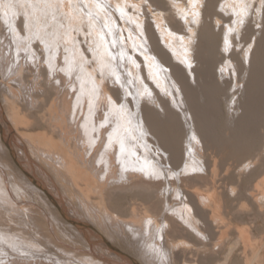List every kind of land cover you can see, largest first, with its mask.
<instances>
[{
  "label": "bare ground",
  "instance_id": "6f19581e",
  "mask_svg": "<svg viewBox=\"0 0 264 264\" xmlns=\"http://www.w3.org/2000/svg\"><path fill=\"white\" fill-rule=\"evenodd\" d=\"M0 19L10 36H0V140L13 159L0 157V264H187L188 255L203 251L214 253L216 264L235 259L264 264V146H252L261 129L250 121L264 117V95L258 92L264 84L250 78L253 70L264 69V0H0ZM212 54L221 62L212 63ZM210 77L234 91L204 86L212 93H201L199 85L214 83ZM214 90L223 93L229 113L224 116H230L224 143L239 155L221 158L212 144L218 138L212 122L217 117L210 120ZM205 97L212 107L205 110V102L198 109ZM244 99L249 105L263 102L260 110L259 104L250 105L253 117L248 118ZM18 104L41 107L56 126L57 144L38 133L29 135L30 148L39 158L61 160L62 173L73 184L70 197L32 160L27 133H18L23 122ZM164 116L181 135L168 134L167 148L158 140ZM233 172L239 180L229 184ZM245 177L253 184L244 188ZM190 179L212 187L211 196L200 186L191 188ZM137 182L159 198L157 208L135 202L120 209L110 203L114 190H136ZM74 200L100 228L110 222L113 235L135 256L122 254L101 235ZM251 213L263 218L262 225ZM60 233L85 251L82 258L71 255L75 246L66 255L72 244ZM188 237L198 246L178 247Z\"/></svg>",
  "mask_w": 264,
  "mask_h": 264
},
{
  "label": "rangeland",
  "instance_id": "374dc122",
  "mask_svg": "<svg viewBox=\"0 0 264 264\" xmlns=\"http://www.w3.org/2000/svg\"><path fill=\"white\" fill-rule=\"evenodd\" d=\"M0 24H1V27H0V36H3V37H5V36H7L8 38H10V36H9V31H8V28L7 27H4L5 25L1 22V19H0ZM256 26H258V25H256ZM7 28V30L6 29H4V28ZM239 40V39H238ZM264 40V39H263ZM1 41H3V40H1ZM12 43H13V41H12ZM262 48H263V51H264V41H263V43H262ZM212 56H216V54L214 55V54H212L210 57H212ZM263 57H264V54H263ZM217 58V59H216ZM216 58H214V57H212L211 58V62L213 63V62H215V63H219V61L221 62V60H219V58H218V56H216ZM216 59V61H213V60H215ZM219 60V61H218ZM202 65V62L200 63V66ZM219 66V65H218ZM215 67H217V65H215ZM0 69H2V68H0ZM219 69L220 68H218V71H219ZM216 70V69H215ZM252 71V70H251ZM254 71V70H253ZM253 71H252V73L250 74L251 76H250V78L252 79V78H254L255 80H256V78L259 80V81H261V83L263 82V84H264V81H263V79L264 78H262L263 77V75H261L262 73H264V72H262V71H264V69L261 71V73H259V75H261V77H259V75H257V74H255V72H254V74H253ZM0 74H1V70H0ZM253 74V75H252ZM254 75H255V77H254ZM212 78V81L214 82V80H216V78L214 79V77H210V79ZM260 78V79H259ZM0 79H1V77H0ZM214 79V80H213ZM253 79V80H254ZM2 80V79H1ZM10 80H11V78H7V79H5V82H6V84L7 85H9V84H11V82H10ZM211 81V80H210ZM207 82V83H211V82ZM257 81V80H256ZM203 82V81H202ZM247 82V80L245 81V83ZM259 83V82H258ZM211 85V86H210ZM206 87V89H208V88H211V89H214V86H215V90L217 89V87L218 88H220L219 87V85L216 83V82H214V83H212V84H209V86L208 85H199V91H200V89L202 90L203 88H205ZM208 86V87H207ZM227 85H225V90L227 89V87H226ZM229 86V85H228ZM259 87H261L262 89L264 88V86L261 84V86H260V84L258 85ZM201 87V88H200ZM241 87H243V85H241ZM224 88L222 89V88H220V90L223 92V93H226V91L224 90ZM258 88V87H257ZM13 90H16L17 88H12ZM211 89H209V90H211ZM229 89V88H228ZM227 89V91L229 92L230 91V89L228 90ZM207 91V90H202L201 91V93H206V94H208L207 92H210V93H212L211 91ZM214 90V91H215ZM218 91H220L219 89H217ZM225 92H224V91ZM204 91V92H203ZM207 91V92H206ZM213 91V90H212ZM220 91V92H221ZM234 90H233V88L231 89V91L230 92H233ZM216 93H214L213 92V99H211L212 100V105L214 104L213 102H215L216 104H215V106L217 107V109H216V107H214L215 109V112H214V116H212V118H210V120H212V119H215L216 117V120L214 121V120H212V122H215V124H213L212 122H211V124H213V128H215L214 129V131L216 130L217 132H218V138H220L219 140H218V138H216L215 140H218V141H215L214 140V142L216 143V144H214L213 143V141H212V144L214 145V147H216V149L217 150H219L218 152L220 153L221 152V158L225 155V157H228V156H232L233 154H237L238 152H236V151H240L239 149H236L235 151H233L234 150V148H232L231 147V145H230V147L232 148V150H231V148L230 147H227V145L229 146V144H226V143H224L225 142V139L228 137V135H227V132H231V131H229V128H228V124H225V122L226 121H229L230 120V116L229 117H227L228 115H229V113H228V110L226 109L227 108V105H225L226 104V102L224 101L225 99H224V95H223V93H221L220 94V92H219V94H218V92L217 91H215ZM239 93L241 92V94L239 95V96H241L242 95V91H238ZM258 92H260V94L261 95H264V89H263V91L261 90L260 91V89L258 90ZM263 92V93H262ZM4 93H6V92H4ZM238 93V94H239ZM217 95V96H215V95ZM237 94V95H238ZM221 95V96H220ZM208 97V96H207ZM217 97V98H216ZM42 98V101L44 102V100H45V96H44V98H43V96L41 97ZM51 98H54V96H51ZM50 98V96H49V98H48V101L51 99ZM214 98H216V99H214ZM1 99H2V102L4 101V99H3V95H1V92H0V101H1ZM47 99V98H46ZM219 99H220V101H219ZM245 99H247V98H245ZM244 99V100H245ZM203 100V99H202ZM202 100H199V102L197 101V106L199 105L198 103H200ZM205 100H207L206 99V97L204 98V102L202 101L201 103H200V107L198 108V109H201V106H203V104L205 105V104H207V103H205V102H208V107H207V105H205V107L203 106V108H205V110H206V108H207V110H208V108L211 106L212 107V105H209V104H211L209 101H211L210 99H208L209 101H205ZM214 100V101H213ZM224 101V103L222 102V101ZM243 100V99H242ZM47 101V100H46ZM52 101H53V99H51L50 101H49V105H51V103H52ZM260 101H261V99L259 100V101H257L256 103L254 102V104L257 106V104H259L260 105V107H259V105L257 106V107H259L258 109L260 110V108H261V105L263 104V102L260 104ZM243 102V101H242ZM242 102H241V105L243 106V104H242ZM245 102H246V100L244 101V106H247V108L246 109H248V111H249V113H248V116H246V117H248V118H250V117H253L252 116V113L250 112L251 111V106L250 105H252V104H248V103H246L245 104ZM259 102V103H258ZM202 104V105H201ZM252 105L253 107H255V108H257L255 105ZM4 105V104H3ZM193 105H195V102H194V104ZM248 105H249V108H248ZM19 107V108H18ZM24 106L23 105H20V104H18L17 106H16V111L17 112H19V117L20 118H22V120H23V122L20 124V128H21V130L22 131H20V132H18L19 131V129H17V132L21 135V136H24L23 134H22V132L23 133H27L24 137H26V138H24V140H25V142H26V145H27V149H28V151H29V153H30V155H31V157H33L32 158V160L34 159L38 164H40V165H42L48 172H49V174H51L52 175V178H54L55 180V183L58 185V187L60 188V189H62L63 191L62 192H64L67 196H69V192L70 191H68L69 189H72L73 188V184L71 183V181L70 180H68V179H66L65 177H67V175L66 176H64V171H63V173H62V170H63V166H62V164H61V160L60 159H58V161H52V160H50L48 157L47 158H45L44 159V157L42 158H39L37 155H35V153H33L32 152V150H31V148H30V146H31V141L29 140V135H35V134H38V133H42L43 134V136H44V138H46V140L47 139H49L50 137H52V142H51V144H53V145H55V144H57L58 143V135H59V132L57 131V128H56V126L54 125V123L53 122H49V120H48V118H46L44 115H43V110L41 109V107H38V106H34V107H31L30 109H26L27 107L25 106L24 108H23ZM195 107H196V105H195ZM221 109H220V108ZM242 108H244V107H242ZM22 109V110H21ZM24 109V110H23ZM25 109H26V111H25ZM250 109V110H249ZM19 110V111H18ZM28 110V111H27ZM202 110V109H201ZM201 111V113H204V112H206V111ZM217 110V111H216ZM219 110H221V111H219ZM253 110V109H252ZM225 111V112H224ZM230 111H232V109L230 110ZM247 111V112H248ZM255 111H256V109H255ZM3 112H4V114H5V116H6V118L8 117V115H7V112H6V110H4V108H3ZM24 112V113H23ZM28 112V113H27ZM219 112V113H218ZM220 112H221V114H220ZM23 113V114H22ZM207 113V112H206ZM232 113V112H231ZM256 113H257V111H256ZM21 114V115H20ZM25 114V116H23ZM28 115V116H27ZM162 115H165V114H162ZM161 115V116H162ZM213 115V114H212ZM224 115H227V116H224ZM253 115H254V110H253ZM160 116V117H161ZM203 116V115H202ZM207 116H208V114H207ZM209 116H210V114H209ZM216 116V117H215ZM233 116H235L236 118L238 117L236 114L235 115H233ZM258 116H260V115H258ZM258 116H254V117H256V118H258ZM165 117V118H164ZM163 118L165 119H160L159 121H160V126H158L157 127V129L158 130H160V137H159V142H160V144L161 143H164L163 144V146L164 147H166L167 148V145H168V139L170 138V136H172L171 134H173V135H178L177 136V139H178V137L179 136H181L180 134H179V132H180V129H178L180 126H178V128L176 127V129H178V131L179 132H177V130L176 131H174L175 129H173V128H175V127H173L172 126V124H170L171 123V121L169 120V122L167 121V119H169L168 117L166 118V116H164ZM211 117V116H210ZM250 118V121L252 122V120L254 121L252 124H255V125H253V126H256L255 127V129H261V134H262V132H263V134L262 135H264V121H263V119H264V117L262 116V117H259L258 119H259V121H257L255 118ZM162 118V117H161ZM227 118V119H226ZM247 118V119H248ZM263 118V119H262ZM25 119V120H24ZM27 119V120H26ZM225 119V120H224ZM238 119V118H237ZM255 119V120H254ZM31 120H32V122H31ZM161 120H163L164 122H162ZM224 120V121H223ZM260 120H261V122H260ZM263 121V122H262ZM8 122H10V120L8 119ZM27 122H31V124H29V125H27ZM161 122H162V124H161ZM259 122V123H258ZM227 123V122H226ZM5 124H6V122H5ZM10 124H11V122H10ZM42 124H43V126H42ZM168 124H169V127H171V129L174 131V132H172V130L168 127ZM225 124V126H226V128H225V126H223ZM259 124H261V128H257V126L259 127L260 125ZM33 125V128L31 127ZM155 125V124H154ZM162 125H164V127L162 126ZM167 125V126H166ZM171 125V126H170ZM29 126V127H28ZM156 126V125H155ZM215 126V127H214ZM252 126V125H251ZM252 126V127H253ZM30 127H31V129H30ZM167 129H166V128ZM251 127V128H252ZM223 128V129H222ZM226 129V131H225V129ZM14 129V128H13ZM30 129V130H29ZM253 129H254V127H253ZM255 129L253 130L254 132H255ZM15 130V129H14ZM251 131H252V129H250ZM16 131V130H15ZM161 131H163V132H161ZM253 131H252V135H257L256 133H253ZM260 131V130H259ZM47 132H49V133H47ZM226 132V133H225ZM70 133H72V132H70ZM178 133V134H177ZM260 133L258 134V135H260ZM170 136H169V135ZM215 134H217L216 132L215 133H213V135H215ZM225 134L227 135V137L225 136ZM71 135H73V133L71 134ZM163 135V136H162ZM256 136V138L258 139H260V141L259 140H257V142L258 143H256V139L254 138V136H252L253 137V140L251 139V141L253 142L254 141V139H255V145H254V142L252 143L253 145V147H255L256 148V145L257 144H259L260 142V144H261V147H263L264 145V138L263 137H261L262 135H260V137L259 136ZM176 136H174L175 138H176ZM216 136V137H217ZM222 136V137H221ZM214 137V136H213ZM225 139H224V138ZM166 138V139H165ZM168 138V139H167ZM215 138V137H214ZM213 138V139H214ZM224 140H223V139ZM161 139V140H160ZM164 139V140H163ZM227 139H229V137L227 138ZM167 140V141H166ZM163 141V142H162ZM229 141L230 140H228L227 141V143H229ZM231 142H233V141H231ZM231 142H230V144H231ZM4 146H2V145ZM222 144V145H221ZM259 144V145H260ZM217 145V146H216ZM258 145V146H259ZM58 146H59V148H60V150H62V151H66L67 152V150H66V148L63 146V145H61L60 143L58 144ZM219 146V147H218ZM222 146V147H221ZM257 146V147H258ZM227 147V148H226ZM260 147V146H259ZM258 147V148H259ZM260 147V148H261ZM12 148L14 149V151H15V148L13 147V145H12ZM258 148H256V149H258ZM4 149V150H3ZM223 149V150H222ZM226 149V150H225ZM254 149V148H253ZM222 150V151H221ZM232 151V152H235V153H232V152H230V151ZM5 151V152H4ZM57 151H59V150H57ZM62 151H59V152H61V153H63ZM227 151H229L231 154H229V152H227ZM6 152H7V154H6ZM11 152H10V150H9V147L6 145V144H4V143H2L1 142V140H0V157L1 158H3L4 160L5 159H9V160H11L12 159V156H11V154H10ZM15 153H16V156H18L19 155V153L17 152V151H15ZM228 154V155H227ZM239 154H241L240 152L238 153V155ZM227 155V156H226ZM39 159V160H38ZM46 159H48V160H46ZM67 159L69 160V158L67 157ZM262 160H261V162L263 163L264 162V160H263V156H262V158H261ZM13 160V159H12ZM32 163H33V161H32ZM53 163V164H52ZM54 163H55V165H54ZM58 169V170H57ZM5 170L6 171H9V169H6L5 168ZM34 171V172H33ZM32 172L33 173H35V172H37V171H35V168H32ZM38 173V172H37ZM36 174V173H35ZM37 175V174H36ZM233 177H232V176ZM68 178V177H67ZM233 178V179H232ZM250 177H245V178H242L240 181L242 182V185L244 186V188L247 186V185H251V184H253V183H250V181H251V179H249ZM65 179V180H64ZM239 180L238 179V177H237V175L233 172V173H231V174H229V176H228V180H227V182H229V184H234L236 181L235 180ZM195 180L196 179H190L187 183L188 184H190L189 186L191 187V188H200L199 190L201 191V192H203V193H206L207 195H210L211 196V194H212V192H213V188L211 187V193H210V190H209V186H207V185H205L202 181H201V183H200V181L198 180H196V182H195ZM234 180V181H233ZM61 181H64V182H61ZM191 181H193V182H191ZM230 181H231V183H230ZM18 182L22 185V186H24V184H22V181L19 179L18 180ZM234 182V183H233ZM238 182V181H237ZM62 183L64 184V186L62 185ZM140 184V182H137V186H135L136 188V190H134V188H131V189H133V191L130 189V190H125V189H121L120 191H119V189L120 188H118V189H116V190H114L113 192H114V195H112L113 194V192H112V194L109 196V200H110V203L111 204H114L115 206H117L118 205V207L120 208V209H125V208H129V206H131L133 203H135V202H137L138 204L137 205H139L140 203H145V204H148V206H150V207H156L157 208V205L158 204H160V200H159V198H155L154 196H156L153 192H151V191H149L147 188H145V189H147V191H149L148 193H145V189L144 190H142V188H144V187H141V186H138L139 184ZM179 183H181V181L179 180ZM198 183V184H197ZM203 183V184H202ZM182 184V183H181ZM201 184V185H200ZM161 185H163L164 186V184H161ZM158 186V187H162L163 188V186ZM196 185V186H195ZM13 186V187H12ZM12 186H10L11 187V190H12V192H13V194H15V195H17V193L15 192L16 191V187H15V185H13L12 184ZM200 186V187H199ZM25 187V186H24ZM203 187V188H202ZM206 187H208V188H206ZM138 188V189H137ZM67 189V190H66ZM203 189V190H202ZM139 190H140V192H139ZM205 190V191H204ZM208 192H207V191ZM143 191V192H142ZM146 191V192H147ZM117 192V193H116ZM123 192H124V194H123ZM134 192V193H133ZM139 192V193H138ZM135 194H139L138 196L136 195V197H135ZM151 196H149V195ZM153 196H152V195ZM116 195V196H115ZM115 196V197H114ZM128 196V197H127ZM135 198H133V197ZM70 197V196H69ZM140 197V198H139ZM150 197V198H149ZM153 197L155 198V199H153ZM157 197V196H156ZM142 198V199H141ZM126 199V200H125ZM128 199V200H127ZM133 199V200H132ZM153 199V200H152ZM131 200V201H130ZM159 200V201H158ZM78 201V204H80V205H78L77 204V202H76V200H74L73 202L77 205V206H79L78 208L80 209V212L81 213H84L83 215H88L89 213H87L86 212V209L83 207V205L81 204V203H79L80 201L79 200H77ZM125 201V202H124ZM148 201V202H147ZM152 201H154V202H152ZM43 202L44 203H46L44 200H41L40 201V204H43ZM122 202V203H121ZM151 202V203H150ZM157 202H159V203H157ZM232 202H234L231 198L229 199V203L230 204H232ZM154 203V204H153ZM154 206H153V205ZM141 205V204H140ZM233 205V204H232ZM122 208H121V207ZM164 212V214H166L167 215V213H169L170 211H168L167 210V208L163 211ZM95 213V212H94ZM251 214H253L254 215V213H251ZM245 215H247V214H245ZM253 215H250L249 214V216L251 217V216H253ZM27 216H31L30 214H27ZM33 216V215H32ZM249 216H248V218H249ZM255 217H256V214L254 215ZM253 216V217H254ZM24 217V216H23ZM34 217H37V214L34 216ZM87 219H89L90 221H92V219L90 218V216L88 215V217L87 216H85ZM261 216H259V217H256V218H258L257 219V221L262 225V223H263V218H260ZM20 218H22V217H20ZM41 219V218H40ZM96 218L92 221L93 222V224L94 225H96ZM95 221V222H94ZM107 225V224H106ZM109 225V226H108ZM108 225L105 227V228H100L99 226H97V228H99V230L98 231H100V234L101 235H104L114 246H117V247H119L120 249H122L121 251H124V252H121L122 254L123 253H126V254H128V255H130V256H132V257H134L135 256V253H134V250H133V248L131 247V246H129V245H126V243L122 240V239H120L118 236H114L113 235V227L112 226H110V222H108ZM104 226H105V224H104ZM108 227H110L109 229H108ZM105 229V230H104ZM107 230L109 231V232H107ZM103 232V233H102ZM47 233H49V231H47ZM60 234H62L63 235V233H60ZM110 235V236H109ZM65 237V238H64ZM109 237H112V238H109ZM63 239H61L62 241H64V242H67V241H69V243H70V247H71V244H72V247H71V251L70 252H66V255H67V253L68 254H71L72 252H74L75 250H76V248H77V246H75L76 245V243L74 244V242H72V241H70V239L67 237V236H64L63 235V237H62ZM66 238H68L66 241H65V239ZM118 239V241L117 240H115V239ZM189 239L188 240H186V239H182L183 240V242H181V244H180V242H179V244H178V247H189L188 249H190V245H191V243L190 242H192L194 245L193 246H198V245H196V240H194V239H191L190 240V237H188ZM181 239H179V241H182ZM184 241H187L186 243H184ZM63 242V243H64ZM184 243V244H183ZM120 244V245H119ZM186 244V245H185ZM180 245V246H179ZM189 245V246H188ZM76 248H75V247ZM108 246V245H107ZM67 247V246H66ZM112 248V247H111ZM187 249V250H188ZM111 251H114L115 252V250H113V248L112 249H110ZM204 252V251H203ZM203 252H201V253H203ZM207 252V251H206ZM209 252V251H208ZM84 253H85V251H80L79 250V248H77V250L74 252V254H71L72 256H73V258H82L83 257V255H84ZM120 252H116V254H118L119 256H121V257H123V258H125V260L127 259V260H129L127 257H124L122 254H121ZM199 254V256L197 257V255H196V257L198 258V259H196V257H194L195 255H188L187 256V260L188 261H186V263L187 264H189L190 263V259L191 258H194V259H192V261L193 262H196V263H193L192 261V263H190V264H216V260L215 259H217V257L215 258V257H213L212 258V256L211 255H215L214 253L212 254L211 252V255H210V253H208L209 255H210V257L211 258H209L208 256H205L204 254L205 253H203V257H205V258H203L202 257V254ZM193 254H195V253H193ZM82 255V256H81ZM200 255H201V261L199 260L200 258ZM206 255H207V253H206ZM70 256V255H69ZM71 256V257H72ZM75 256V257H74ZM189 256H191V258L189 257ZM216 256V255H215ZM218 257H219V255H218ZM210 259V260H209ZM124 260V261H125ZM198 260V261H197ZM205 260H206V262H205ZM237 259H235V260H233V262H231V264H244V261H242V260H237ZM110 261V260H109ZM208 261V262H207ZM72 262V261H71ZM111 262V261H110ZM118 262H120L119 264H125L124 262H122V260L121 261H117V262H115L114 264H118ZM215 262V263H214ZM128 264V263H127Z\"/></svg>",
  "mask_w": 264,
  "mask_h": 264
}]
</instances>
